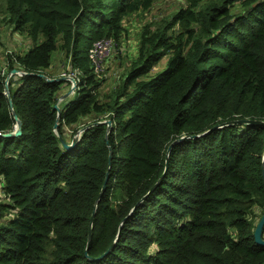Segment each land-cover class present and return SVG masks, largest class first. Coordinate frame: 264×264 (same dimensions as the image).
<instances>
[{"label":"trees","instance_id":"16d2710c","mask_svg":"<svg viewBox=\"0 0 264 264\" xmlns=\"http://www.w3.org/2000/svg\"><path fill=\"white\" fill-rule=\"evenodd\" d=\"M153 3L5 0L0 22L41 39L7 54L25 72L17 86L0 75V264L264 263L253 235L264 124L236 122L264 121V0H188L144 25L121 81L101 94L88 49L117 43L125 17ZM56 50L79 78L62 107L68 80L46 73ZM11 112L20 133L4 136ZM104 119L109 131L87 125ZM55 122L66 142L86 128L66 149Z\"/></svg>","mask_w":264,"mask_h":264},{"label":"rangeland","instance_id":"374dc122","mask_svg":"<svg viewBox=\"0 0 264 264\" xmlns=\"http://www.w3.org/2000/svg\"><path fill=\"white\" fill-rule=\"evenodd\" d=\"M187 4L188 0H154V3L149 10L135 12L125 17L123 21L125 28L124 33H122V36L117 43L113 40L114 42L112 43L109 53L103 56L98 70L94 73L99 79H101L98 89L101 94L110 92L111 88L115 87L116 84L121 81L129 60L136 55L142 27L146 24L152 25L158 19L169 16L176 8L186 6ZM5 16V0H0V21H2V18ZM40 39L35 42L27 37L25 33L15 30L11 23L0 22V75L4 80L7 79V82L8 80L10 81L11 88H14L20 83L19 75L21 76L23 73L19 70L15 72L16 74H13V70L11 69V71L8 69L6 65L7 54L9 52L12 54H23L29 48L38 43ZM57 52L59 51L56 50L51 57V65L54 70L59 69L56 75H52L54 77L62 76V73L66 72L70 78L76 80L75 83L77 84L78 79L73 77V72L69 70L70 67H64V63L60 60L63 56L61 53L57 54ZM48 72L49 71L47 70L46 73ZM68 80L69 81L66 84L68 86L67 90H69L71 86H74V89H76L77 85H74L72 80ZM75 92L76 91L71 92L63 99L62 97L64 96L61 94L59 97V99H62L60 101V106L62 107L66 101H74L77 98V93ZM67 130L68 129L64 126L63 133L66 134V139H68ZM78 130L79 129H77L70 137H73ZM3 200L6 199L2 196L0 191V201Z\"/></svg>","mask_w":264,"mask_h":264},{"label":"water","instance_id":"95a60500","mask_svg":"<svg viewBox=\"0 0 264 264\" xmlns=\"http://www.w3.org/2000/svg\"><path fill=\"white\" fill-rule=\"evenodd\" d=\"M21 73H25V72L21 71ZM38 75L43 77V78L50 79L43 72L38 73ZM52 79L61 81V80H66V77L65 76H57V77H53ZM70 80L73 81V78H71ZM4 81H6L5 83H7V79H5ZM5 89H6V96H8L9 108L12 109V103H11V100H10V97H9L8 87L6 86ZM72 91H74V86L73 87L71 86L70 89L66 90L65 92L63 90L64 93L62 94V96H67ZM53 108H55L57 110V112H59V107L57 106V103L54 104ZM11 113H12L13 118L15 120L14 127H13V130L3 133L4 136L18 135L20 133V124H21V122H20V120H19V118H18V116L16 115L15 112H11ZM236 122H240V123H258V124L262 123L261 120H259V119H246V118L237 120ZM91 123H95V124L105 123L106 126H107V130L108 131L111 128V120L110 119L95 120L93 122L87 123V125H89ZM57 125H58L57 122H55V124L53 125V129H54V132L56 134H58L57 133ZM85 128H86V126L81 127L76 132V134L72 137V140L70 142H66L65 139L60 134H58V137H59V140L61 141L62 146L65 147L66 149L73 147L76 144V142L80 139V135H81L80 132L82 130H84ZM183 137H185V136H182L179 139H182ZM169 146H171V144ZM261 163H262V167H263V171H264V151H263V154H262V157H261ZM110 166H111V162H110V156H109L108 168L106 170L104 182H103V184L101 186V190H100V192H99V194L97 196L96 202L99 200L102 192L105 189V184H106V181L108 179V173H109ZM263 184H264V173H263ZM96 202L94 204V207H93L92 212H91L90 217H89V227H91L92 219H93V216H94V213H95ZM263 224H264V211H263L262 216L259 217V219H258V221L255 224V227L253 229V235H254L255 242L264 246V238H263L264 236L262 235ZM90 235H91V233H90V229H89L88 241L90 239ZM108 250L109 249H107V251Z\"/></svg>","mask_w":264,"mask_h":264},{"label":"built area","instance_id":"2783aa9c","mask_svg":"<svg viewBox=\"0 0 264 264\" xmlns=\"http://www.w3.org/2000/svg\"><path fill=\"white\" fill-rule=\"evenodd\" d=\"M97 43L100 45V48L97 50H94L92 52V55H89V59L92 61L95 71L98 70L101 59L103 58V56L108 54L112 46L111 39H102V40L94 42L91 45V48L93 49L96 48ZM5 92L6 90L4 91V93Z\"/></svg>","mask_w":264,"mask_h":264},{"label":"bare ground","instance_id":"6f19581e","mask_svg":"<svg viewBox=\"0 0 264 264\" xmlns=\"http://www.w3.org/2000/svg\"><path fill=\"white\" fill-rule=\"evenodd\" d=\"M102 39H111V42L113 43L114 41H113V39L112 38H102ZM102 39H99V40H102ZM99 40H97V41H99ZM100 48V45L97 43V45H96V48H89L88 49V55H92V52L94 51V50H97V49H99ZM109 53V52H108ZM91 64L93 65V63H92V61H91ZM66 66H68V67H70V71L71 72H73V77L75 78H77L78 79V81H79V78H78V75H77V73H76V71L75 70H73L72 68H71V65L70 64H66L64 67H66ZM16 70H13V72H15ZM93 71H94V73H95V69H94V65H93ZM62 76H65L66 78H68V79H71L69 76H68V74L66 73V72H63L62 73ZM68 79H66V80H68ZM69 81V80H68ZM75 79H73V82H74V85L76 84L75 83ZM77 85V84H76ZM75 90V89H74ZM73 92V91H72ZM68 96V95H67ZM66 96H64V97H62V98H65ZM262 122V124H264V121H261ZM172 145V144H171ZM170 147L171 146H168V148H167V151H166V158H165V161H166V164H167V156H168V153H169V150H170ZM263 173H264V171H263ZM108 180V179H107ZM107 182V181H106ZM263 211H264V207H263ZM263 211H262V214H263ZM262 214H261V216H262ZM264 238V237H263ZM260 245V244H259Z\"/></svg>","mask_w":264,"mask_h":264},{"label":"crops","instance_id":"0c3cea01","mask_svg":"<svg viewBox=\"0 0 264 264\" xmlns=\"http://www.w3.org/2000/svg\"><path fill=\"white\" fill-rule=\"evenodd\" d=\"M59 69V68H58ZM58 69L57 70H54L53 68H52V65H51V67L48 69V71L50 72V73H52V74H57V72H58ZM66 89V87L65 88H63V90H65ZM63 99V98H62Z\"/></svg>","mask_w":264,"mask_h":264}]
</instances>
